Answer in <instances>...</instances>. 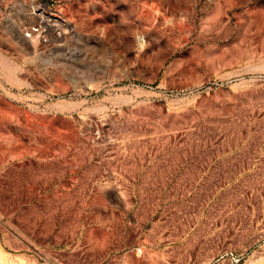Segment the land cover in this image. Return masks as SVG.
<instances>
[{
  "label": "rangeland",
  "instance_id": "rangeland-1",
  "mask_svg": "<svg viewBox=\"0 0 264 264\" xmlns=\"http://www.w3.org/2000/svg\"><path fill=\"white\" fill-rule=\"evenodd\" d=\"M0 264H264V0H0Z\"/></svg>",
  "mask_w": 264,
  "mask_h": 264
}]
</instances>
